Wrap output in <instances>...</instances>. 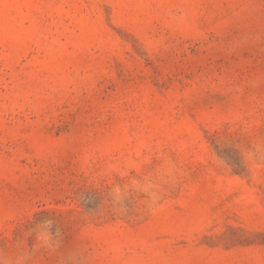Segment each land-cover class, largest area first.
<instances>
[{"label": "rangeland", "instance_id": "rangeland-1", "mask_svg": "<svg viewBox=\"0 0 264 264\" xmlns=\"http://www.w3.org/2000/svg\"><path fill=\"white\" fill-rule=\"evenodd\" d=\"M0 264H264V0H0Z\"/></svg>", "mask_w": 264, "mask_h": 264}]
</instances>
